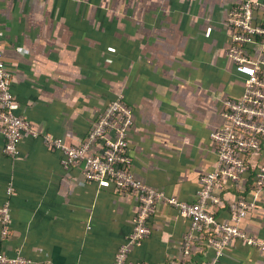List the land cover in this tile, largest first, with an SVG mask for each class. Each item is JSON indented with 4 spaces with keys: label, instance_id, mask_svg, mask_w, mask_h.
<instances>
[{
    "label": "crops",
    "instance_id": "1",
    "mask_svg": "<svg viewBox=\"0 0 264 264\" xmlns=\"http://www.w3.org/2000/svg\"><path fill=\"white\" fill-rule=\"evenodd\" d=\"M239 1L0 0L15 110L39 132L25 133L19 154L10 156L0 127V206L9 202L12 216L6 238L0 222V252L33 264L114 262L134 227L135 195L111 179L86 178L81 161L64 166L62 150L43 136L81 144L120 95L133 108L135 175L170 196L197 200L218 159L211 133L225 121L224 100L242 95L248 75L228 55L227 20ZM215 192L208 209L222 222H233L239 197L255 200L240 226L264 241V186H256L253 171ZM149 224L150 235L131 249L133 261L264 264V248L241 239L219 256L208 231L193 229L167 202L158 203Z\"/></svg>",
    "mask_w": 264,
    "mask_h": 264
},
{
    "label": "built area",
    "instance_id": "2",
    "mask_svg": "<svg viewBox=\"0 0 264 264\" xmlns=\"http://www.w3.org/2000/svg\"><path fill=\"white\" fill-rule=\"evenodd\" d=\"M228 26L231 29L229 57L248 75L240 97L224 100V123L212 131L217 144L218 159L213 170L203 175V183L195 201L181 200L164 190L149 185L132 170V157L128 152V131L133 123V108L120 95L113 99L100 114L81 144H69L62 137L44 134V140L62 150V162L69 167L81 161L84 174L91 180L111 179L122 190L131 191L138 202L134 227L116 253L112 264H144L130 259L131 249L140 245L152 229L151 216L160 202H167L192 220L193 229L208 231L207 241L222 255L224 247L234 239L264 248V241L249 234L240 221L256 206L255 200L241 196L235 202L233 222H222L208 209L210 202H217L215 188L224 180L240 182L245 174L253 171L255 184L264 186V1L241 0L229 11ZM4 32L0 30V127L5 136L4 152L10 156L19 154V143L25 133L38 136L31 122L15 110L12 90V73L4 58ZM113 133V135H111ZM101 149L93 152L96 144ZM251 155H261L256 161ZM12 188H8L11 194ZM9 202L0 206L1 236L6 238L11 230ZM190 237L185 248L191 252ZM0 264H33L22 255L9 256L0 252Z\"/></svg>",
    "mask_w": 264,
    "mask_h": 264
}]
</instances>
